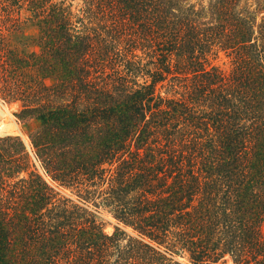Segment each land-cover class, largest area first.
I'll return each mask as SVG.
<instances>
[{"label": "trees", "instance_id": "1", "mask_svg": "<svg viewBox=\"0 0 264 264\" xmlns=\"http://www.w3.org/2000/svg\"><path fill=\"white\" fill-rule=\"evenodd\" d=\"M0 98V264H264V0H0Z\"/></svg>", "mask_w": 264, "mask_h": 264}, {"label": "rangeland", "instance_id": "2", "mask_svg": "<svg viewBox=\"0 0 264 264\" xmlns=\"http://www.w3.org/2000/svg\"><path fill=\"white\" fill-rule=\"evenodd\" d=\"M27 14L22 12L21 15L19 13H14V18L16 19V24L13 28L6 29V37L8 38V42L20 51H33L37 49L35 45V35L37 33V28L31 21H27L25 16ZM20 18V20H19ZM216 64L227 67V60L225 58H221L218 61H215ZM5 108L6 110V120L7 125L4 128V132L7 134L0 135H19L23 140L25 137L29 142L28 133L31 132L36 126L37 123L34 120H29L26 123H22L16 116V113L19 111V103L17 102H8L4 101L0 98V109ZM47 181L55 187V184L52 183L48 177H46ZM61 194H68L69 192L66 190H62L57 188ZM97 212V219L100 220L103 224L104 231L107 233L112 232L114 229V225L116 221L103 209H99ZM262 232L264 234V222L262 223ZM233 261L230 257H227V261L225 264H232ZM235 264V263H233Z\"/></svg>", "mask_w": 264, "mask_h": 264}]
</instances>
